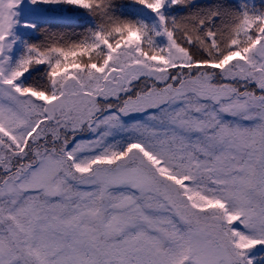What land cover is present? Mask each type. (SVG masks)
<instances>
[{"label":"snow or ice","instance_id":"6c2138e0","mask_svg":"<svg viewBox=\"0 0 264 264\" xmlns=\"http://www.w3.org/2000/svg\"><path fill=\"white\" fill-rule=\"evenodd\" d=\"M261 252L264 7L0 0V264Z\"/></svg>","mask_w":264,"mask_h":264},{"label":"trees","instance_id":"16d2710c","mask_svg":"<svg viewBox=\"0 0 264 264\" xmlns=\"http://www.w3.org/2000/svg\"><path fill=\"white\" fill-rule=\"evenodd\" d=\"M121 2H126V0H121ZM234 3L239 2V0H233ZM250 4H254L257 8L264 7V3L261 0H249ZM70 20H54L53 23L56 25L54 30L60 32H80L82 31V25L88 23V18L86 16L79 15L78 18L73 17L72 14ZM32 39H37V37H32ZM118 140L120 137H116ZM85 139V138H84ZM259 255H264V252H261Z\"/></svg>","mask_w":264,"mask_h":264},{"label":"rangeland","instance_id":"374dc122","mask_svg":"<svg viewBox=\"0 0 264 264\" xmlns=\"http://www.w3.org/2000/svg\"><path fill=\"white\" fill-rule=\"evenodd\" d=\"M261 1L264 3V0H261ZM72 16L78 18L79 17V14H72ZM137 115H140V114H137ZM83 138L88 139L90 137L88 136V134H85ZM116 139L118 140V138H116Z\"/></svg>","mask_w":264,"mask_h":264}]
</instances>
